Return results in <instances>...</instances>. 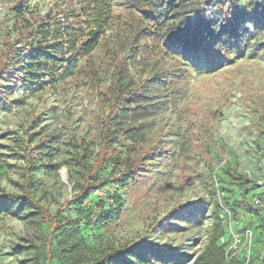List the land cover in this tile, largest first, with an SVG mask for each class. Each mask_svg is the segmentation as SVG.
<instances>
[{
	"label": "rangeland",
	"instance_id": "rangeland-1",
	"mask_svg": "<svg viewBox=\"0 0 264 264\" xmlns=\"http://www.w3.org/2000/svg\"><path fill=\"white\" fill-rule=\"evenodd\" d=\"M205 1L185 10L192 21ZM18 2L55 18L56 27L72 34L70 46L88 31V0H0V52L4 26L18 27ZM110 3L111 25L78 57L71 77L62 78L59 69L53 79L25 82L15 72L1 82L0 196L21 193L31 151L39 203L54 214L71 198L83 149L89 162L98 150L114 65L128 55L124 79L139 85L135 102L142 103H130L118 119L120 157L107 189L114 200L105 206L110 219L82 229L84 255L144 241L171 251L177 264H191L212 235L223 233L221 205L257 217L255 227L247 226L256 231L255 256L264 253V202L253 208L254 199H264V21L246 18L233 59L224 60L165 39L127 0ZM156 139L161 149L145 156ZM142 155L131 175H120ZM29 213H0V264H28L33 247L47 249L44 224Z\"/></svg>",
	"mask_w": 264,
	"mask_h": 264
},
{
	"label": "trees",
	"instance_id": "trees-1",
	"mask_svg": "<svg viewBox=\"0 0 264 264\" xmlns=\"http://www.w3.org/2000/svg\"><path fill=\"white\" fill-rule=\"evenodd\" d=\"M127 1L132 11L141 14L154 32H161L165 39L180 44L184 49L200 50L207 57L224 60L233 59L238 47V31L242 24L246 25V18L264 21V0H245L244 7H241L239 0H206L193 21L185 10H196L198 0ZM18 3L13 7L18 27L5 25L1 39L0 89L4 78L15 72L18 74L17 78L25 77V82H37L39 78L47 76L53 79L59 69L62 71V78L71 77L78 57L87 56L93 50L112 22L110 0H88V31L82 35L83 39L79 41V45L74 38L70 46L68 38L72 34L65 31L63 33V30L56 27L55 18L30 11L27 6ZM193 7L195 9H192ZM133 40L139 43L141 39ZM64 46L68 48L65 57ZM127 60L128 55H123L114 65V82L106 93L107 110L101 125L98 150L89 162L85 159L90 153L83 149V155L77 163L81 169L80 183L71 198L63 202L54 214H50L39 203L34 193L38 181L32 174L35 165L31 151H26L25 155L26 166L23 168L21 193L0 196V213L17 215L28 211L30 215L38 216L44 224L43 240L47 249L33 247L36 253L26 261L28 264H177L171 256V251L144 241L129 247L105 250L96 257L84 255L82 229L92 227L97 221L110 219L108 215L111 209L109 207L106 212L105 206L110 199L112 203L114 200V196L111 197L107 189L116 179L113 170L120 157L117 147L118 119L139 95V85H131L124 79ZM140 103L142 102L138 100L134 104L138 107ZM45 140L46 137L41 138L35 149L41 151ZM159 149V140L156 139L155 145L145 156L156 154ZM143 158L144 155L129 161L120 175H131ZM108 168H111V171L105 174ZM240 179L242 180V177L237 180ZM238 184L245 185L240 182ZM97 191L102 195H95ZM248 215L249 219L253 220L250 224L255 227L257 217L251 213ZM223 233L212 235L205 250L191 264H239V261H225L223 247L219 244ZM25 250L23 248L21 252Z\"/></svg>",
	"mask_w": 264,
	"mask_h": 264
},
{
	"label": "built area",
	"instance_id": "built-area-1",
	"mask_svg": "<svg viewBox=\"0 0 264 264\" xmlns=\"http://www.w3.org/2000/svg\"><path fill=\"white\" fill-rule=\"evenodd\" d=\"M98 193L99 191L95 192V195H100ZM220 197H224L223 192L220 193ZM263 202V198L254 199L253 206L260 207ZM221 211L224 233L219 238V244L223 247L225 261H239V264H264V253L258 256L254 254L257 236L256 231L247 226V223L253 221L249 219V215L244 211L234 215L228 207L223 205H221ZM237 224H241L242 228L236 229Z\"/></svg>",
	"mask_w": 264,
	"mask_h": 264
}]
</instances>
